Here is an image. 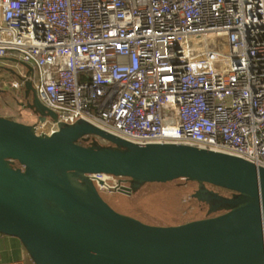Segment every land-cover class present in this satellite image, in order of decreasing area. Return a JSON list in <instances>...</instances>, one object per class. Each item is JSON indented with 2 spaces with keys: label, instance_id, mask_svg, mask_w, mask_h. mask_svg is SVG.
Wrapping results in <instances>:
<instances>
[{
  "label": "built area",
  "instance_id": "obj_1",
  "mask_svg": "<svg viewBox=\"0 0 264 264\" xmlns=\"http://www.w3.org/2000/svg\"><path fill=\"white\" fill-rule=\"evenodd\" d=\"M3 58L30 63L13 84L32 79L58 113L38 122L41 133L84 118L130 141L264 166V0H0ZM92 175L102 192L131 185ZM153 202L134 194L130 212L165 223Z\"/></svg>",
  "mask_w": 264,
  "mask_h": 264
},
{
  "label": "water",
  "instance_id": "obj_2",
  "mask_svg": "<svg viewBox=\"0 0 264 264\" xmlns=\"http://www.w3.org/2000/svg\"><path fill=\"white\" fill-rule=\"evenodd\" d=\"M25 89L38 120L0 114V233L18 237L35 264H264V166L188 143L130 141L84 118L41 133L38 122L58 113L32 79ZM95 173L128 177V195L147 182L197 181L192 196L207 214L143 221L116 208Z\"/></svg>",
  "mask_w": 264,
  "mask_h": 264
},
{
  "label": "rangeland",
  "instance_id": "obj_3",
  "mask_svg": "<svg viewBox=\"0 0 264 264\" xmlns=\"http://www.w3.org/2000/svg\"><path fill=\"white\" fill-rule=\"evenodd\" d=\"M18 69H24L19 61L10 58L1 59L0 114L21 119L25 122L27 121L29 123H34L38 120V116L35 110L29 107L28 98L25 94V85L17 87L13 84L15 80H21ZM90 138V142L94 141L103 143L106 140L100 136L94 135H91ZM198 185L199 184L197 181H188L184 178H179L168 182H147L144 184L140 192L152 194L156 202L162 200V203H158H160L163 209L165 208L164 211L167 212L165 223H174L179 220L190 218L189 216L194 217L206 215L207 206L204 208L201 207L198 204L197 199L192 196V193L195 191ZM219 189L223 193H230V191H227L226 189ZM103 194L115 205L118 204L115 197H126L127 204L131 205L132 198L134 196V194H126L125 196L124 193L120 192L110 193L108 190H104ZM174 212H181V216L179 215L180 217H171V214Z\"/></svg>",
  "mask_w": 264,
  "mask_h": 264
},
{
  "label": "crops",
  "instance_id": "obj_4",
  "mask_svg": "<svg viewBox=\"0 0 264 264\" xmlns=\"http://www.w3.org/2000/svg\"><path fill=\"white\" fill-rule=\"evenodd\" d=\"M19 120H21V119H19ZM150 195L154 199V196L152 194H150ZM125 196H126V194H125ZM115 198H116L117 203H118L117 205H115L110 200L109 201L116 208H118L124 212H130L131 211L132 204L131 205L127 204L126 197L120 198V196H119V197H115ZM158 202L162 203V200H159L156 202L154 199L153 208L156 212L160 213V212H163L165 210V208L163 209V207ZM132 203H133V198H132ZM179 215L181 216V212H178V213L174 212L173 214H171V217H180ZM189 217L190 218H187L185 220H179V221H176L174 223H179V222H183V221H186L189 219L203 217V216H194V217L189 216ZM0 264H35V262L33 261L29 252L27 251L26 247L24 246V244L22 243V241L18 237L13 236V235H7V234L0 233Z\"/></svg>",
  "mask_w": 264,
  "mask_h": 264
},
{
  "label": "flooded vegetation",
  "instance_id": "obj_5",
  "mask_svg": "<svg viewBox=\"0 0 264 264\" xmlns=\"http://www.w3.org/2000/svg\"><path fill=\"white\" fill-rule=\"evenodd\" d=\"M123 182H124V184H127V185L130 183V181H129L128 178L123 179ZM196 189H197V188H196ZM118 192H119V191H118ZM118 192L116 191L115 193H118ZM120 193H122V192H120ZM198 204L201 205V207H203V208L206 206V204L203 203V202H199V201H198Z\"/></svg>",
  "mask_w": 264,
  "mask_h": 264
},
{
  "label": "trees",
  "instance_id": "obj_6",
  "mask_svg": "<svg viewBox=\"0 0 264 264\" xmlns=\"http://www.w3.org/2000/svg\"><path fill=\"white\" fill-rule=\"evenodd\" d=\"M83 142H84V143H88V141H85V140H84ZM215 188H218V189H219V187H215ZM197 201H198V200H197ZM199 202H200V201H199ZM206 214H207V213H206Z\"/></svg>",
  "mask_w": 264,
  "mask_h": 264
},
{
  "label": "bare ground",
  "instance_id": "obj_7",
  "mask_svg": "<svg viewBox=\"0 0 264 264\" xmlns=\"http://www.w3.org/2000/svg\"><path fill=\"white\" fill-rule=\"evenodd\" d=\"M167 209V208H166Z\"/></svg>",
  "mask_w": 264,
  "mask_h": 264
}]
</instances>
